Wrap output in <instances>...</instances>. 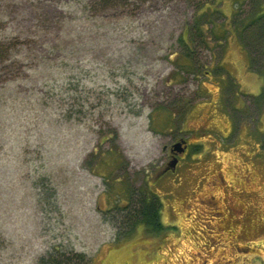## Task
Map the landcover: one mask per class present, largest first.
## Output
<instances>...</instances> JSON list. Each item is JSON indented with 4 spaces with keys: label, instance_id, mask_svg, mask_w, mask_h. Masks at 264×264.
Listing matches in <instances>:
<instances>
[{
    "label": "rangeland",
    "instance_id": "rangeland-1",
    "mask_svg": "<svg viewBox=\"0 0 264 264\" xmlns=\"http://www.w3.org/2000/svg\"><path fill=\"white\" fill-rule=\"evenodd\" d=\"M260 6L0 0V264H264L263 82L236 32ZM178 137L181 181L160 187L179 228L130 234L122 206Z\"/></svg>",
    "mask_w": 264,
    "mask_h": 264
},
{
    "label": "trees",
    "instance_id": "trees-1",
    "mask_svg": "<svg viewBox=\"0 0 264 264\" xmlns=\"http://www.w3.org/2000/svg\"><path fill=\"white\" fill-rule=\"evenodd\" d=\"M251 19L254 20L249 21L247 24L241 23L236 32L239 43L247 52L249 71L251 70L255 72L262 79L263 85L260 93L257 95V97L262 100L264 98V62H261L259 59V53L253 52L254 44H260L264 47V10L261 6L254 12ZM253 26H255V29L254 31H251L250 28ZM194 30H196V28ZM209 32V34H213L212 31ZM198 34L201 36L202 33L199 32ZM213 35L217 37V35ZM193 36L195 37V35L192 34V38ZM254 54L257 56H254ZM184 109L185 108H182L181 112H183ZM140 193L141 197H136L135 199L130 200L126 204L127 206H122L126 207L125 211L121 210V212L124 211L122 214L125 222L130 225L131 231L129 233L131 234L133 230L140 225L148 235H159L164 230V226L160 221L159 202L152 195L147 197L145 189ZM130 195L131 192L129 191L127 197ZM123 237H119L118 240ZM50 256L51 255L48 257ZM73 257L74 259H67L63 258V255H60V258L56 259L55 264H92V259L83 254L76 253Z\"/></svg>",
    "mask_w": 264,
    "mask_h": 264
},
{
    "label": "flooded vegetation",
    "instance_id": "flooded-vegetation-1",
    "mask_svg": "<svg viewBox=\"0 0 264 264\" xmlns=\"http://www.w3.org/2000/svg\"><path fill=\"white\" fill-rule=\"evenodd\" d=\"M201 128H203V127H201ZM204 129H205V127H204ZM182 139V137H178V140H176L173 144H175L177 141H179V140H181ZM184 141H185V143L182 145V147H184V151L182 152V153H177V152H175V151H173V149H171V148H169L168 149V152L165 154V158L167 159L166 161L167 162H165V163H162L163 165H162V168L159 170V171H157V174L155 175V177H153L152 179H151V181L149 182H147L146 183V195H147V197H149V196H154L157 200H158V202H159V214H160V221H161V212L162 213H164V207H165V202H164V204H163V201H162V199H164V200H172V198H173V195H172V193L169 191V188H165L164 189V191L162 192V190H163V187H160L162 184H164L165 182H168V183H172L171 185H174L175 183L177 184L178 182H180L181 181V178H180V176H178L177 175V172H178V168H179V166L181 165V160L182 159H185V157H186V155H187V149H188V145H187V142H186V140L185 139H183ZM171 162H174L175 163V165H174V167H172V168H170L169 167V165H170V163ZM171 187V186H170ZM200 202L202 203L201 205H200V207H202V206H205V201H203V200H200ZM208 204L210 203V204H212V202H207ZM127 204V203H126ZM125 204V205H126ZM209 204V205H210ZM124 205V206H125ZM187 208H188V211H189V208H190V206H189V203H188V205H187ZM194 209L192 208V211H193ZM188 211H187V214H189L188 213ZM208 212H210V211H208ZM214 212H212V214H213ZM200 214H202V213H200ZM216 214H221V213H219V212H216L215 213V215ZM163 217V216H162ZM221 218V217H220ZM220 218H219V221L220 222H223L222 220H223V218L220 220ZM162 223V222H161ZM190 223V222H189ZM191 224V223H190ZM199 224H201V223H199ZM223 224H225L224 222H223ZM163 225V224H162ZM164 226V225H163ZM205 226H207V224H205ZM174 228H179V226H177L176 225V227H170V226H168V227H166V226H164V230H163V232L161 233V234H165V233H169V232H171L172 231V229H174ZM219 228V227H218ZM217 228V229H218ZM223 228V227H222ZM224 229V228H223ZM190 230V229H189ZM219 230V229H218ZM199 231H200V229H199ZM201 232V231H200ZM196 233V232H195ZM227 233L229 234V235H231L232 233H233V230H229V228H228V231H227ZM196 234H198V233H196ZM224 234H226V232L224 231ZM200 235H202V232H201V234ZM199 235V236H200ZM201 237V236H200ZM202 238V237H201ZM206 238V237H205ZM203 239L202 238V240H203V242L205 243H203V247L204 246H206V239ZM208 242H209V244H211V243H213L214 241H213V239L212 238H208ZM249 245H250V243H246L245 245H244V247H245V251H247V249L246 248H249ZM239 248V247H238ZM236 249L237 251H240V248L239 249ZM243 250V251H244ZM103 251V250H102ZM244 251V252H245ZM203 252V251H202ZM99 253H101L102 254V252L101 251H99ZM102 256V255H101ZM103 257V256H102ZM194 257H195V259L198 261V260H200V264H211V263H209L208 261V256H205V254H204V252L203 253H201V252H197L196 254H194ZM221 259H219V260H217L216 262H218L219 263V261H220ZM227 263V262H226ZM212 264H215V262L214 263H212ZM220 264V263H219Z\"/></svg>",
    "mask_w": 264,
    "mask_h": 264
},
{
    "label": "water",
    "instance_id": "water-1",
    "mask_svg": "<svg viewBox=\"0 0 264 264\" xmlns=\"http://www.w3.org/2000/svg\"><path fill=\"white\" fill-rule=\"evenodd\" d=\"M185 143V141L183 139L179 140L178 142H176L175 144H173L171 146V149H173V151L177 152V153H182L184 151V147H182V145ZM175 163L171 162L169 167L172 168L174 167Z\"/></svg>",
    "mask_w": 264,
    "mask_h": 264
}]
</instances>
